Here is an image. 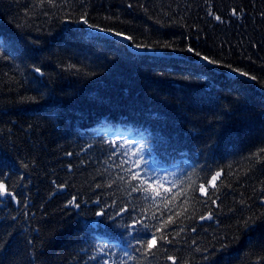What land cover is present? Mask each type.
Wrapping results in <instances>:
<instances>
[{"label": "trees", "instance_id": "trees-1", "mask_svg": "<svg viewBox=\"0 0 264 264\" xmlns=\"http://www.w3.org/2000/svg\"><path fill=\"white\" fill-rule=\"evenodd\" d=\"M32 2L0 0V47L15 40L41 39L44 55L50 57L47 71L53 74L54 82L49 85L51 91L46 90L47 94L41 98L29 70L23 66L17 70L13 64L0 60V158L12 163L19 159L35 161L28 170L19 168L23 180L16 179V169H12V179L19 185L16 191L22 203L19 207L12 202L7 207L0 205V234L16 224L18 231L12 239L22 241L27 235L39 242L51 231L54 242L45 249V257L51 264H85L86 261L97 264L88 261L87 254L80 251L90 241L77 233V219L101 220L94 217V212L99 210L93 203L95 199H101L105 204L114 199L117 207L131 200L138 211L141 207L146 211L145 224L155 222L151 220L152 213L158 216L163 213L165 219L173 210L181 213L165 230L168 238L174 241L165 247L168 255L178 257L177 264L184 260L189 264H246L243 253L249 250L247 246L242 243L221 250L217 238H222L235 222L229 209L239 211L240 193H244L245 199L258 197V191L254 192L252 185L258 190L260 182L264 181V162L250 163L245 159L264 136V87L244 80L247 87L241 89V103L233 105L231 111L209 124V112L218 110L216 97L234 88L240 89L241 85L234 81L243 78L225 69L223 76L217 73L211 89H201L195 83L156 76L155 73L165 70V66L152 60L151 52L128 48L119 58L109 59L101 45L82 38L76 31L79 25L52 19V14L63 17L72 11L67 7L59 11L55 8L34 10L29 21L32 28L21 31L15 24L25 22V6ZM129 2L136 3V0H90V7L96 16L115 14L125 22L116 27L131 32L141 42L155 38L180 39L184 34L191 36L198 48L219 54L234 66L264 77V20L259 15L264 10V0H209L208 5L205 0H139L148 6L147 14L139 8L127 9ZM69 3L78 4L79 0H69ZM209 6L222 16L224 23L206 14ZM236 6L245 13L240 19L231 16V8ZM42 11L49 15H43ZM157 20L163 21L165 26L157 24ZM37 28L43 31L38 32ZM107 56L111 57L112 53ZM70 64L76 68H69ZM22 96H36L39 103L21 104ZM29 124L33 127L29 128ZM117 125L130 130V134L113 137L102 131ZM104 141H115L119 145L116 152L131 148L133 144L137 147L144 144V161L140 162L142 167L138 171L149 177H159L164 187L170 189L171 204L165 207L157 198L153 205L142 195L129 196L123 184L119 189L115 186L100 190L90 187L95 183L111 182L120 172L113 163L120 160L116 157L108 159L111 148ZM89 144L93 147L88 148ZM68 152L73 155H66ZM228 165L232 166V175ZM218 169H224L217 181L220 207L202 208L191 201L184 204L183 193H178L177 186L189 178L201 182L198 176ZM52 180L57 183L67 181L74 187L56 192ZM213 191L208 187L211 198H214ZM53 192L56 195L53 196ZM72 194L82 198L80 217L76 216L79 210L63 208ZM85 199L87 205L83 203ZM24 203L28 205L26 209ZM249 203L253 200L249 199ZM183 208H188L189 212L195 208L198 213L211 210L214 219H187ZM108 211L113 212V209ZM9 215H17V221H11ZM192 227H196L195 233L191 232ZM35 229L41 231L37 233ZM112 231L115 236L111 243L127 250L128 238H120L119 229ZM252 235L258 236L259 232ZM192 240L197 243L191 244ZM160 243L158 241V247ZM197 247L200 252L195 251ZM113 252L122 264V252L116 249ZM130 254L138 255L131 251ZM123 259H127L128 264H136L128 257ZM18 264H26L22 247ZM150 264L172 262L161 250Z\"/></svg>", "mask_w": 264, "mask_h": 264}, {"label": "snow or ice", "instance_id": "snow-or-ice-1", "mask_svg": "<svg viewBox=\"0 0 264 264\" xmlns=\"http://www.w3.org/2000/svg\"><path fill=\"white\" fill-rule=\"evenodd\" d=\"M205 4L208 5L209 0H205ZM25 7V22H17L15 24L17 29L23 31L32 28V24L29 21L31 20L30 13L34 10L55 8L59 11L66 7L70 8L72 11L65 13L63 17H56L55 14H52V19H60L63 23L79 25L76 31L82 34V38L101 45L105 50L106 57L109 59L115 60L119 58L122 53H127L128 48L140 52L153 53L150 58L165 66V70L155 73L156 76L162 79H179L189 84L195 83L201 89L205 87L211 89L214 80L217 79V73L223 76L225 69L243 78L241 81H234V83L241 85L240 89L234 88L230 92L216 97L215 103L218 110L209 112L208 115L211 117L208 120L209 124L217 122L223 114L232 110L233 105L241 103L243 95L241 89L247 87L244 84V80L253 82V85L260 84L264 87V77H258L249 71L234 66L231 61H225L219 54H212L208 50L198 48L193 43L191 36L181 34L180 39L155 38L149 39L146 43L141 42L131 32L122 31L116 27L117 24H124L125 22L116 17L115 14L93 15L90 0H79L78 4H70L69 0H61L60 3L57 0H33L31 5H26ZM126 8L129 10L139 8L145 14L149 12L148 6L140 3L139 0H136V3H127ZM42 14L48 16L49 12L42 11ZM206 14L212 16L214 20L220 23L225 22L221 15L213 11L211 6L208 7ZM244 15L243 9L239 6L231 8V16L240 19ZM259 15L264 20V10H261ZM156 23L165 26L161 20H157ZM184 27H187V25H184ZM36 31L42 32L43 29L37 28ZM196 40H199L198 35L196 36ZM256 47H259V44ZM44 52L45 46L39 38L28 39L26 41L15 40L0 47V60L13 64L17 70H20L23 66L30 71L32 83L35 85V90L41 98L47 94V91H51L49 85L54 82L53 74L47 71L50 57H46ZM108 53H112V56L108 57ZM141 58L149 59V57ZM17 61L20 63H17ZM68 67L75 69L76 65L70 64ZM25 79H28V77H25ZM233 93L237 94L233 95ZM224 100H227L228 103L223 104L222 101ZM25 102L39 103V100L36 96H22L19 103L23 104ZM32 127L33 125L29 124V128ZM104 142L108 143L111 148L108 159L112 160L113 157H116L120 160L119 163L113 161L115 167L120 169V172L116 173V179H113L111 182L95 183L94 185H90V187L100 190L102 188L112 189L115 186L119 189L121 184H123L126 185L125 192L129 196L133 194L142 195L145 200L151 201L153 205H156L157 198L161 202H164L165 207L171 204L170 189L164 187L160 178L149 177L146 173L141 174L138 171L142 167L140 162L144 161V144L141 143L138 147L133 144L131 148L125 147L122 151L116 152V147H119V145L115 141ZM91 147L93 145L89 144L88 148ZM66 155L71 156L73 154L68 152ZM245 159L250 163L264 162V136L259 138L255 150L251 151ZM34 164V160L26 162L24 159H19L16 163H12L5 162L0 158V205L7 207L10 202L15 203L17 207L21 205L22 201L18 198L16 191L19 185L12 179V169H16V179L23 180L24 177L19 174V168L28 170ZM200 167L203 168V166ZM231 167V165H228L230 175H232ZM69 171H71V166H69ZM223 174L224 169L209 170L205 176H198L197 179L201 182L192 181L191 178L187 182H182V185L177 186V191L178 193H183L184 204H188L191 201L193 204H200L202 208L212 209L213 206L219 208L220 205L217 201L220 197L218 195L217 181ZM185 175L187 176L188 174L185 173ZM247 175L248 173H245V176ZM51 183L55 187L56 192H65L69 187H74V185H69L67 181L57 183L56 180H52ZM173 183L175 182L173 181ZM260 183L261 187L258 190L255 188V185H252L253 191H258L259 193L258 197H249V199L253 200V203H249V199L244 198L243 192L240 193L241 199L238 202L239 211L236 208L229 209L235 222L229 227L222 238H217L221 250L227 249L230 245H241L242 243L247 246L249 250L243 253L246 264H264V181ZM208 187L214 190V198L209 197ZM185 188H187V191L184 190ZM56 192H53L52 195H56ZM206 197L208 199H205ZM81 199L78 194H72L67 198L63 208L65 210H79L76 212V216L80 217L83 211ZM209 199L211 203H209ZM83 203L87 205L88 200H83ZM93 203L99 207V210L94 212V217H100L101 220L97 222L94 219L89 220L87 217H84L82 220L77 219L76 221L78 224L77 233H82L90 241L87 247H83L80 250L87 254L88 261H96L97 264H120L116 253L113 252V249H116L122 252V264H128V260L123 259V257H128L132 261H135L136 264H142V262H149L150 264V261L154 260L157 257V253L162 250L167 260L171 261L172 264H177L178 257L168 255V248L165 247V245H172L174 243L173 239L168 238L165 234V230L175 222L176 218L180 217V212L173 210L167 215L166 219L163 213L159 216L156 213H152L151 220L155 222L145 224L144 220L148 219L146 211L142 207L138 211L137 206L131 200L126 201L120 207H117L114 199L112 203H102L101 199H95ZM23 207L26 209L28 207L27 203H24ZM108 209H113V212H109ZM182 212L187 219L195 220L198 218L201 221L214 219L211 210L205 213H198L195 208H192L191 212L188 211V208H183ZM133 213H136V215H133ZM65 214L67 215L68 212L66 211ZM24 215L27 216L28 213L24 212ZM32 215L34 216L35 214L33 213ZM8 218L15 222L18 216L9 215ZM101 226H103V231H101ZM114 229L121 230L119 232L120 238H124L125 236L128 238L127 250H122L119 244L111 243V239L115 236V233L112 231ZM196 230V227L191 228V232L193 233ZM17 231L16 224H12L10 230L0 234V264H18L21 247L23 248V255L26 257V264H51L45 257L46 247L54 242L51 231L44 239H40L39 242L34 238H29L27 235L23 237L22 241L12 239L14 232ZM35 231L39 233L41 230L35 229ZM180 231L182 232L183 229H180ZM257 231L259 235L253 236L252 234ZM158 241L161 242L159 247L157 246ZM196 243V240L191 241V244ZM213 249L215 250V246H213ZM129 250L138 255H131ZM195 251L200 252L201 249L197 247ZM85 264H88V262L86 261ZM181 264H189V262L184 260L181 261Z\"/></svg>", "mask_w": 264, "mask_h": 264}]
</instances>
